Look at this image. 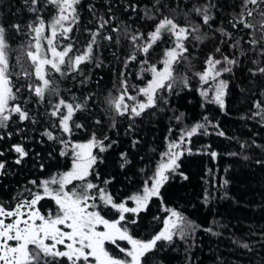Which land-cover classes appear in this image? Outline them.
<instances>
[{"label":"trees","instance_id":"trees-1","mask_svg":"<svg viewBox=\"0 0 264 264\" xmlns=\"http://www.w3.org/2000/svg\"><path fill=\"white\" fill-rule=\"evenodd\" d=\"M205 3L216 5L211 10L214 18L209 25H204L195 13H190L189 20L185 19L184 12ZM130 5H135L136 10ZM241 5L242 0H80L76 6L77 23L72 25L67 38L58 35L55 43L58 50L71 43L70 55L75 56L86 48L92 39L91 33L99 28L93 58L83 63L77 72L69 73L64 66L66 75L50 73L49 78L58 92H48L45 99L40 100L27 88L28 83L37 82L34 74L31 77L16 74L33 71L26 57V50L33 41L28 25L41 16L47 27L56 15V6L49 0H38L35 6L26 0H0V24L8 29L9 59L14 73L11 79L14 90L22 88L14 103L26 109L30 117L20 121L19 116L13 114L7 127L0 128V153H3L0 162L5 163V168L0 169V204L14 208L18 201L30 199L31 193L42 192V188L37 187L42 180L59 178L71 168L70 145L88 142L95 134L97 141L103 142L105 151H100L99 147L92 149L97 160L87 181L97 188L90 195L95 197L99 189L104 188L115 203L124 202L132 207L133 201L129 198L142 194L146 182L150 186L158 165L167 161L163 154L169 151L171 142H176L180 144L176 151L183 152L177 161L179 167L175 172L166 173L168 179L161 186L160 194L151 197L144 210L138 214L125 213L121 226L127 227L134 238L148 240L161 231L164 220L171 215L169 210H174L198 227L185 239L177 234L171 243L158 242L143 258L142 264H264V240L261 239L264 233V165L256 162L264 160V114L253 116L261 110L255 107L257 102L264 108V75L254 76L249 71L264 67V56L259 55L260 47L248 42L252 38L249 33L254 30L242 25L232 26ZM30 7H35L36 11H29ZM146 10L155 18L147 19ZM164 16L174 17L181 25L199 24L204 39L190 37L185 42L188 51L174 66V88L158 93L168 100L167 104L158 100L157 107L134 119L129 113L119 116L109 101L123 91L121 80L127 81L128 93L135 94L151 79V72L144 69L152 64L159 68L165 50L172 47V37L165 34L148 54L137 52L136 60L125 64L137 44L146 42L148 33ZM101 17L108 21L103 28L99 27ZM255 19L259 20V15ZM16 24L20 25L19 31L11 27ZM116 28L119 32L113 31ZM221 28L231 33V37L222 35L218 31ZM125 29L128 35L123 34ZM136 33L141 39L133 43L129 37ZM105 36L112 39L106 40ZM237 40L240 46L233 48ZM217 48L221 51L217 52ZM209 55L222 61L218 68L226 66L224 56L237 60L231 72H222L217 78V82H227L223 110L210 102L214 83L211 81L207 85L197 75L205 70ZM145 60L147 63H142ZM254 60L259 63L254 64ZM185 77L187 86L183 83ZM204 90H208V97L201 95ZM60 99L84 106L74 113L70 133L63 132L60 127L61 116L51 114ZM63 114H67L66 109H62ZM205 116L211 122L206 125L207 134L201 129L181 143L182 132L197 123H205ZM219 131L225 135H217ZM48 132L55 139H48ZM62 141L67 142V146ZM133 141L138 143L133 146ZM15 144H21L28 152L19 165L15 163L18 154L12 150ZM212 151L217 153L215 159L210 155ZM245 156L249 159L245 160ZM225 180L228 181L226 185ZM81 184V181H73L65 190L80 189ZM37 207L42 213L57 211L55 202L47 197ZM97 209L106 219H119L118 210L111 205L101 203ZM208 228L212 232L205 231ZM234 240L247 241L251 250L239 247ZM117 243L120 247H130L126 241ZM58 247L63 250V245ZM106 247L116 256L124 257L116 245L108 243ZM61 260L69 264L66 258Z\"/></svg>","mask_w":264,"mask_h":264},{"label":"snow or ice","instance_id":"snow-or-ice-1","mask_svg":"<svg viewBox=\"0 0 264 264\" xmlns=\"http://www.w3.org/2000/svg\"><path fill=\"white\" fill-rule=\"evenodd\" d=\"M26 2L35 6L38 0H26ZM49 3L55 5L57 10L52 21L47 23L50 35H45L46 22L41 16L36 17L35 23L28 25L29 31L34 34L32 36L34 43L29 44L26 50V57L31 62L33 71L24 70L21 74H16L24 77H31L34 74L37 82L28 83L27 88L40 100H44L48 92H58V89L54 86V81L49 78L50 73H60L61 76H64L66 75L63 71L64 66H67L69 73H74L80 69L83 63L92 60L94 45L97 44V37L100 35L99 28L97 31L92 32V39L88 42L86 48L75 56L70 55L73 51L71 43L64 46L62 50H58L55 43L58 35L67 38L68 33L72 31V25L77 23L78 13L76 6L80 3V0H49ZM249 5L255 7L249 8ZM262 5H264V0H242L240 13L235 17L236 22L232 26L235 28L238 25H242L245 29L254 30L249 33L252 38L248 42L253 46L260 47L259 55L264 56V7H261ZM130 7L133 11L136 10L135 5H130ZM214 7L216 5L205 3L200 6H194L189 11L184 12L183 15L186 20H189L190 13H195L196 16L201 18L204 25H209V22L214 18L211 12ZM29 11L35 12L36 8L30 7ZM149 11L146 10L145 17L154 19V15H150ZM257 15H259V20L255 19ZM100 19L99 27L103 28L108 21L104 20L103 17ZM11 27L16 31L20 30V25L18 24ZM7 31L8 29L0 24V128L7 127L13 119V114H17L20 121L30 118L26 109L22 108L19 103H14L18 100L17 93L22 88L14 90L13 80L11 79L14 73L11 71L13 65L10 64L9 59L10 49L7 43ZM113 31L119 32V28L113 29ZM200 31V25L196 23L181 25L174 17L170 16H164L159 19L154 29L148 33L146 42L142 45L137 44L132 55L126 59L125 64L128 61L136 60L137 52L148 54L153 45L161 41L165 34H168L169 37H174V47L165 50L162 68H157L155 64H152L144 69V71H150L152 77L146 86L139 88L137 95L143 96L144 100H137V97L128 95L127 81L121 80L123 91L109 101L116 114L123 116L125 113H129L130 118L134 119L135 117H140L146 110L157 107L158 100H163L167 104L168 100L163 96H158V93L165 88L169 91L174 88L176 80L174 66L184 59V54L188 51L185 42L190 37L196 40L204 39L200 35ZM218 31L228 37L232 35L231 33H226L222 28ZM257 33L259 34L258 36ZM123 34L128 35L127 29H125ZM129 38L133 43H136L141 39V35L136 33ZM104 39L111 40L112 37L105 36ZM42 41H46V48ZM239 46V40L232 45L233 48ZM216 51L219 52L221 50L217 48ZM142 63L146 64L147 60ZM223 63L226 66L218 68L217 66L221 65L222 61L209 55L205 61V70L202 73H197L201 82L208 83L211 80L214 83V95L210 102L219 105L221 110L225 107L224 98L227 82L224 80H218L217 82V78L221 76L222 72H231L232 65H235L237 60L224 56ZM253 63L258 64L259 61L254 60ZM97 67H99V64ZM249 71L254 76L257 73L264 75V67H257ZM183 83L187 86L186 77L183 79ZM201 95L208 97V90L202 91ZM126 97L127 100L133 101V103H126ZM83 107L79 103H68L64 99H60L51 114L53 116L60 115V127L63 132L70 133V121L74 113ZM255 107L261 110L253 113V116L264 114V108H261L260 102H257ZM62 109H66L67 114L61 115ZM176 119L180 120L181 117H176ZM204 121L205 123H197L190 130L183 131L180 137L181 143L186 138H191L197 134L201 129L207 134L206 125L211 122L207 116L204 117ZM76 127H82V125H76ZM129 128L131 129L132 125H129ZM47 135L48 139H55L51 132H48ZM217 135L224 136L225 134L223 131H219ZM62 143L67 146V142L62 141ZM136 143L138 141H133V146ZM94 147H99L102 152L105 151L103 142L97 141L95 134L87 143L72 145L74 159L69 171L61 173L59 178L54 176L51 179L42 180L37 185L38 188H42V192L31 193L30 199L18 201L14 208H6L3 204H0V264H57L58 261L63 264L61 258H66L69 264H142L143 258L157 247L158 242L166 241L171 243L174 235L177 234L180 235L181 239H185L196 231L197 225L186 220L174 210H169L171 215L164 220L163 229L148 240L134 238L127 227L121 226V221L125 220V213L138 214L144 210L148 205L149 199L160 194L161 186L168 179L166 173L168 171L175 172L176 168L179 167L177 161L183 154L182 151H176L180 147L179 143L171 142L169 144V151L163 154L167 157V161L158 165L154 176L151 178V187H148L146 182L142 195L135 194L129 198L135 202V207H128L124 202L115 203L111 194L107 193L104 188L99 189V200L103 204L111 205L112 208L118 210L119 219L117 220L106 219L101 214V211L97 209L95 197L90 195V192L97 188V185L87 181L90 169L97 160L96 156L92 154ZM12 150L18 154L15 160L17 165L21 164L28 155L25 147L21 144L13 145ZM188 151L190 152L191 150L188 149ZM0 155H3V153H0ZM61 155H64V153L62 152ZM210 155L214 159L217 157L215 151H212ZM230 155H236V153H231ZM121 156L126 157V154L121 153ZM244 159L248 160L249 157L245 156ZM125 162L127 163V160ZM256 162L264 165V160H257ZM121 166L123 167V165ZM4 168L5 163L0 162V169ZM73 181L82 182L80 189L65 190L66 186ZM31 183L36 184V181ZM105 183L108 182L106 181ZM227 183L228 181L225 180L224 184L226 185ZM52 185H58V187L53 188ZM46 197L55 202L57 206L55 213H42L37 207V204ZM89 200H92L93 203L90 204ZM9 218L10 222L6 223V219ZM132 223L135 224V221L133 220ZM101 226L103 230H99ZM205 231L212 232V229L208 228ZM213 234L218 235V233ZM261 239L264 240V233L261 234ZM118 241H126L130 247H120L117 243ZM233 242L243 249L251 250L247 241L234 240ZM108 243L116 245L119 251L124 253V257L121 258L111 253L106 247ZM61 245H63V250L58 247Z\"/></svg>","mask_w":264,"mask_h":264},{"label":"rangeland","instance_id":"rangeland-1","mask_svg":"<svg viewBox=\"0 0 264 264\" xmlns=\"http://www.w3.org/2000/svg\"><path fill=\"white\" fill-rule=\"evenodd\" d=\"M34 35V34H33ZM45 35H50V29H48L47 27H45ZM171 40H172V47H174V37H172L171 38ZM32 43H34V41H32ZM42 44L44 45V47L46 48L47 47V45H46V41H42ZM50 55V54H49ZM163 67V64H161L160 65V67L159 68H162ZM152 78V77H151ZM150 80V79H149ZM148 80V81H149ZM148 81L144 84V85H142V86H140L139 88H141V87H144V86H146V84L148 83ZM210 83H211V80H209V82L208 83H206L207 85H210ZM139 88L137 89V91L135 92V94H130V93H128V95H131V96H135V97H137V100H144L145 98L143 97V96H140V95H137L138 94V91H139ZM128 101H130V100H127V97L125 98V102H128ZM131 103H133V101H130ZM77 143H87V142H76V143H73V144H71L70 145V155L72 156V160L74 159V156H73V151H72V145H74V144H77ZM72 167V166H71ZM71 169V168H70ZM69 169V170H70ZM68 170V171H69ZM67 172V171H66ZM52 187L53 188H57L58 187V185H52ZM149 187H151V184H150V186ZM77 190H79V189H77ZM143 194V193H142ZM141 194V195H142ZM133 195H135V194H133ZM132 195V196H133ZM94 197V196H93ZM133 201V200H132ZM89 203H93V201L92 200H90L89 201ZM95 203H96V205H99V204H101L102 202L99 200V194H97L96 196H95ZM127 206V205H126ZM136 205H135V202L133 201V206L132 207H135ZM170 217V216H169ZM168 217V218H169ZM167 218V219H168ZM7 222H10V218L9 219H6V223ZM163 227H164V225H163ZM163 229V228H162ZM161 229V230H162ZM99 230H103L102 229V226L99 228ZM14 243V242H13Z\"/></svg>","mask_w":264,"mask_h":264}]
</instances>
